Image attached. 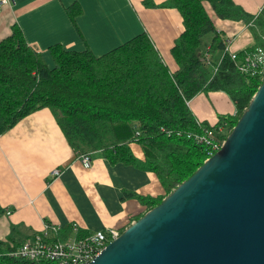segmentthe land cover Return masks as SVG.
Segmentation results:
<instances>
[{"label": "trees", "instance_id": "16d2710c", "mask_svg": "<svg viewBox=\"0 0 264 264\" xmlns=\"http://www.w3.org/2000/svg\"><path fill=\"white\" fill-rule=\"evenodd\" d=\"M146 5L176 8L183 18L184 31L172 48L179 67L175 73L145 33L99 57L90 49L67 51L56 44L49 48L54 62L49 67L42 53L14 26L12 34L0 41V135L25 117L50 109L79 153L100 152L112 164L134 165L157 175L165 195L139 198L149 211L213 156L195 136L210 129L220 143L225 142L264 82V77L239 71L237 61L247 51L233 61L226 52L229 43L218 32L209 8L218 19L248 22L255 39L253 50L264 49V8L251 14L234 0H168ZM70 12L80 13L73 8ZM207 35L212 38L209 64L200 51ZM215 91L230 96L236 114L220 117L214 125L198 122L188 102L200 93ZM134 143L141 146L143 158L132 152ZM19 245L0 240V264H53L10 256Z\"/></svg>", "mask_w": 264, "mask_h": 264}, {"label": "crops", "instance_id": "0c3cea01", "mask_svg": "<svg viewBox=\"0 0 264 264\" xmlns=\"http://www.w3.org/2000/svg\"><path fill=\"white\" fill-rule=\"evenodd\" d=\"M167 1L13 0L0 5V41L18 26L52 67L49 48L56 44L67 51L90 49L99 57L145 33L175 73L179 67L172 48L184 31L183 18L176 8L146 5ZM234 2L251 14H258L264 4V0ZM72 8L80 13L73 16ZM216 25L231 52L253 50L255 39L248 22L218 19ZM188 105L198 122L212 125L237 112L235 102L223 91L200 93ZM131 149L138 158L144 157L139 144H131ZM90 154L91 167L86 168L48 108L0 135V240L20 244L40 232L45 221L70 233L74 226L81 234L110 228L121 232L148 212L139 198L165 195L155 173L112 164L100 152Z\"/></svg>", "mask_w": 264, "mask_h": 264}, {"label": "water", "instance_id": "95a60500", "mask_svg": "<svg viewBox=\"0 0 264 264\" xmlns=\"http://www.w3.org/2000/svg\"><path fill=\"white\" fill-rule=\"evenodd\" d=\"M89 264H264V82L221 149Z\"/></svg>", "mask_w": 264, "mask_h": 264}, {"label": "built area", "instance_id": "2783aa9c", "mask_svg": "<svg viewBox=\"0 0 264 264\" xmlns=\"http://www.w3.org/2000/svg\"><path fill=\"white\" fill-rule=\"evenodd\" d=\"M13 0H0V5H5ZM264 8V4L260 11ZM233 61L238 60V53L231 52L226 47ZM205 61L209 64L210 54H205ZM237 68L243 74L249 76L264 77V49L256 48L247 52L238 62ZM217 71V67L215 68ZM199 144L209 147L210 155L218 152L224 142L220 143L214 131L206 129L204 133L195 136ZM79 159L86 168L91 167L92 159L89 153H79ZM59 174L58 170L52 175ZM8 214L10 212L8 211ZM61 225L51 224L45 221L43 229L33 236L24 240L10 253V256L30 261H45L53 264H89L100 252L114 239L120 236L121 232L110 228L81 234L78 227L72 228V233L64 232Z\"/></svg>", "mask_w": 264, "mask_h": 264}, {"label": "rangeland", "instance_id": "374dc122", "mask_svg": "<svg viewBox=\"0 0 264 264\" xmlns=\"http://www.w3.org/2000/svg\"><path fill=\"white\" fill-rule=\"evenodd\" d=\"M209 12H210V14H211V16L213 17V20L215 21V24H216V21L218 20V18H216L214 15H213V13H212V11L210 10V8H209ZM217 26V25H216ZM210 35H207V36H205L204 38H203V44H202V46H201V48H200V51L201 52H204L205 51V46H206V43L208 44V41L210 40ZM213 68H214V66H212Z\"/></svg>", "mask_w": 264, "mask_h": 264}]
</instances>
